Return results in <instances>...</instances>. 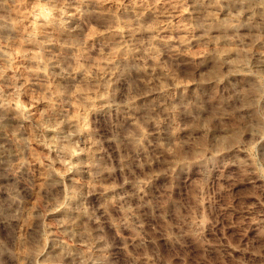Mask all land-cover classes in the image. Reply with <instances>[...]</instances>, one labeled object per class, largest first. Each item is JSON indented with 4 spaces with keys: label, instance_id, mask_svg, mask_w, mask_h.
<instances>
[{
    "label": "rangeland",
    "instance_id": "obj_1",
    "mask_svg": "<svg viewBox=\"0 0 264 264\" xmlns=\"http://www.w3.org/2000/svg\"><path fill=\"white\" fill-rule=\"evenodd\" d=\"M69 4L68 12L76 10L79 16L76 22H69L63 30L49 28L28 42L25 9L17 0H0V41L7 44L0 51V67L11 63L0 86L5 97L22 88L21 100L30 109L23 116L15 113L14 106L0 109V157L15 162L23 149L24 156L33 161L24 174L38 180L43 169L35 157L48 152L40 143L29 148L27 141L53 135L42 133L38 127L41 119L47 122L54 108L61 119L72 121L86 96L95 100L107 90L116 105L131 102L133 107L105 108L104 101L95 100L91 122L98 147L91 159L87 155L79 158L82 169L64 178L58 194L63 195L65 186L71 189L93 181L115 187L94 192L86 202L78 193H71L69 208L80 203L69 218L87 223L85 209H98L118 220L130 207L135 213H128V223L134 227L143 211L139 181L147 180L148 186L163 181L167 169L158 165L166 150L190 151L214 161L208 171H194L184 178L186 200L189 188L197 182H206L205 191L213 197L205 204L215 225L204 234L208 247L226 246L224 237L242 240L245 246L255 245V226L243 232L232 227L246 205L258 203L257 196L264 198V188L254 189L247 179H230L238 177L236 156L243 153L231 132L235 123L227 86L231 82L235 88L236 82L252 79L244 67L246 62L252 70L264 68L261 17L257 15L248 26L237 29L233 27L235 12L226 0L220 5L216 0H69ZM250 16L251 12L246 13L240 22H247ZM37 52L40 57L33 59ZM40 59L51 62V79L28 71L40 66ZM34 96L38 98L35 103ZM8 112L16 117L9 118ZM42 113L48 115L42 117ZM116 129H123L128 137L122 150L107 142ZM141 137L142 146L137 147ZM17 140L24 143L17 144ZM90 164L93 167H88ZM59 179L53 177L54 181ZM14 187L9 185V192ZM163 223L151 224L149 231L162 230ZM131 235L130 229H123L125 238Z\"/></svg>",
    "mask_w": 264,
    "mask_h": 264
},
{
    "label": "clouds",
    "instance_id": "obj_2",
    "mask_svg": "<svg viewBox=\"0 0 264 264\" xmlns=\"http://www.w3.org/2000/svg\"><path fill=\"white\" fill-rule=\"evenodd\" d=\"M17 2L25 9L24 18L29 24V28L25 29L28 42H34L38 34L46 33L49 28L65 29L68 17L72 15L68 12L69 0ZM221 2L216 0L217 5ZM226 2L235 12L237 22L233 27L248 26L257 15L264 21V0ZM257 9L261 10L260 13ZM249 12L252 16L241 23L240 18ZM5 47L6 42L0 41V51ZM38 57L39 52L33 59ZM50 63L40 59V66L28 71L43 73L51 79ZM244 67L252 79L236 82L235 88H232L231 82L227 86V95L232 98L229 108L235 123L231 132L236 147L243 153V156L239 153L236 156L239 175L230 179H247L257 189L264 188V68L252 70L247 62ZM9 68L11 63L0 67V79ZM22 94V88L17 87L11 97H5L4 88L0 86V108L14 106L23 116L30 109L22 102ZM37 99L34 96L33 103ZM95 100L104 101L105 108L133 107L131 102L116 105L107 90L98 94ZM95 100L86 96L85 103L78 105V114L72 121L61 119L54 108L47 122L41 119L38 127L42 133L51 132L53 135L50 139L42 136L27 141L29 148L32 143H40L48 152L46 156L35 157L43 169L38 180L24 174V169L30 168L33 161L24 156L23 149L18 151L19 159L15 162L0 157V194L3 196L0 199V264H264V198L261 196L256 198L258 203L246 205L240 212L241 219L232 224L240 232L255 226V245L245 246L242 240L224 237L228 240L226 246L208 247L204 234L209 226L214 228L215 225L205 208L206 203L213 201V197L205 191L206 182H197L189 188L187 200L184 196V178L191 177L194 171H208L214 166V161L206 159L203 153L166 150L167 155L162 156L158 165L167 169L163 181L151 186H148L147 180L138 183L143 211L134 227L128 223V213H135L130 207L118 220L99 213L98 209L94 212L85 209L87 223L71 220L69 217L76 214L73 209L80 203L73 205V209L69 208L71 193H78L86 202V198L94 192H108L115 187H105L93 181L76 184L71 189L65 186L63 195L58 194L64 178L82 169L79 158L87 155L91 159L98 147L99 141L94 138L96 131L91 122V113L96 111ZM45 115L48 113L41 114L42 117ZM66 124L70 126L65 128ZM204 131L207 133L208 128ZM127 139L123 129H116L107 142L122 150ZM142 140L143 137L137 141V147L142 146ZM21 143L24 141L17 140V144ZM53 153L56 154L55 159ZM165 160L166 164L163 163ZM54 176H58L59 181H54ZM9 185L15 186L12 192L8 190ZM220 191H223L222 186ZM33 198L35 203H32ZM58 213L61 216H57ZM161 221L164 222L162 230L149 231L151 224L161 225ZM125 228L130 229V238L123 236ZM113 229H116L115 233ZM236 253L240 256L237 257ZM246 254H250L247 259Z\"/></svg>",
    "mask_w": 264,
    "mask_h": 264
},
{
    "label": "bare ground",
    "instance_id": "obj_3",
    "mask_svg": "<svg viewBox=\"0 0 264 264\" xmlns=\"http://www.w3.org/2000/svg\"><path fill=\"white\" fill-rule=\"evenodd\" d=\"M69 13H71L72 15L71 16H69L68 17V19H69V22H76L77 20H78V14H77V12H76V10H74V11H72V12H69ZM33 57V56H32ZM1 109V108H0ZM9 109V108H8ZM14 110H15V113H17V112H19L18 110H16L15 109V107L13 108ZM14 110H12V111H14ZM6 113H7V111H6ZM14 112H12V115L14 114V116L16 117V114H15ZM12 115H10V113L8 112V116H9V118L12 116ZM14 116H12L13 118H14ZM11 117V118H12ZM19 119V118H18ZM2 129V128H1Z\"/></svg>",
    "mask_w": 264,
    "mask_h": 264
}]
</instances>
